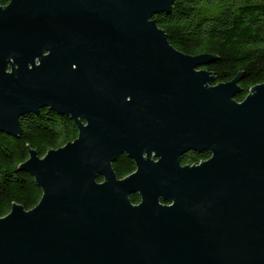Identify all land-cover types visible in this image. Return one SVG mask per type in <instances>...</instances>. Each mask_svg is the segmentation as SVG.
<instances>
[{
	"label": "water",
	"instance_id": "1",
	"mask_svg": "<svg viewBox=\"0 0 264 264\" xmlns=\"http://www.w3.org/2000/svg\"><path fill=\"white\" fill-rule=\"evenodd\" d=\"M175 2L0 7V133L45 109L79 130L29 150L42 199L0 219V264H264V85L238 103L240 78L214 85L216 58L176 50L155 20ZM190 152L211 157L183 166Z\"/></svg>",
	"mask_w": 264,
	"mask_h": 264
},
{
	"label": "trees",
	"instance_id": "2",
	"mask_svg": "<svg viewBox=\"0 0 264 264\" xmlns=\"http://www.w3.org/2000/svg\"><path fill=\"white\" fill-rule=\"evenodd\" d=\"M9 3L0 0V7ZM155 20L179 52L216 58L205 68L215 78L214 85L240 78L238 103L254 87L264 85V0H176L170 14L158 15ZM20 122L23 134L19 140L0 133V219L14 205L31 211L42 199L34 178L19 169L29 159V150L43 158L79 135L73 121L50 109L26 115ZM205 159H209L207 153H193L183 158V164H198ZM113 169L119 179L136 170L127 156L118 158ZM131 201L138 203L136 196Z\"/></svg>",
	"mask_w": 264,
	"mask_h": 264
},
{
	"label": "flooded vegetation",
	"instance_id": "3",
	"mask_svg": "<svg viewBox=\"0 0 264 264\" xmlns=\"http://www.w3.org/2000/svg\"><path fill=\"white\" fill-rule=\"evenodd\" d=\"M189 154H193V152H190V153H188V154H186L185 156H187V155H189ZM197 154V153H196ZM202 154H204V153H202ZM207 155L209 156V159H210V157H211V155H210V153H207ZM185 156H183V158L185 157ZM183 158H182V165L183 166H187L186 164L184 165L183 164ZM209 159H205V160H201L200 161V163H202V162H204V161H207V160H209ZM200 163H198V164H188L189 166H194V165H199ZM135 164V163H134ZM135 169H136V165H135ZM136 172V170L133 172V174ZM132 196H136L137 197V201H138V203H136V204H134L133 202V204L135 205V206H138L140 203H141V197L139 196V194H134V195H132ZM131 196V197H132ZM131 197H130V200H131Z\"/></svg>",
	"mask_w": 264,
	"mask_h": 264
}]
</instances>
